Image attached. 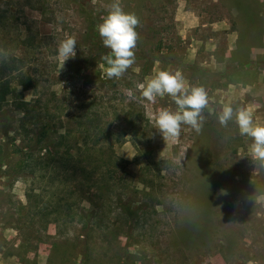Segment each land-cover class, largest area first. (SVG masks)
<instances>
[{
  "label": "rangeland",
  "instance_id": "obj_1",
  "mask_svg": "<svg viewBox=\"0 0 264 264\" xmlns=\"http://www.w3.org/2000/svg\"><path fill=\"white\" fill-rule=\"evenodd\" d=\"M117 2L138 18V38L134 63L109 78L103 58L111 49L98 26ZM67 37L76 55L65 61L58 48ZM3 57L18 58L36 80L19 90L37 107L21 115L8 106L0 116V264H264V166L235 122V110L248 108L264 125V0H2ZM159 71H179L187 86L206 90L199 131L182 123L175 138L161 133L159 112L178 106L167 94L149 101L138 88ZM226 105L234 115L225 127L218 115ZM131 108L144 115L137 127ZM96 114L126 132L114 157L128 164L106 195L83 187L91 233L71 216L57 224L36 214L27 193L47 178L31 180L21 166L32 152L52 156L47 141L36 145L39 120L64 132ZM92 155L77 158L87 171L98 161ZM203 217L205 234L193 235Z\"/></svg>",
  "mask_w": 264,
  "mask_h": 264
},
{
  "label": "trees",
  "instance_id": "obj_2",
  "mask_svg": "<svg viewBox=\"0 0 264 264\" xmlns=\"http://www.w3.org/2000/svg\"><path fill=\"white\" fill-rule=\"evenodd\" d=\"M86 18L89 23L88 35L92 37L95 30L94 19L90 15ZM18 63L19 59L16 57H3L0 60V116L5 113L8 106H13L15 111L26 115H31L37 107L35 103L27 101L23 91L19 90L20 87L24 90L34 89L37 84L33 77L21 72V65ZM130 110L129 114L137 127L139 126L137 122L141 120L140 116L144 115H134L135 108ZM96 116L95 120L90 116L81 117L83 123L76 129H67L64 132H61L59 127L51 129L47 123L40 125L43 121L39 120V124L36 125L38 134L36 145L47 141L52 156L45 159L36 157L32 152L24 158L21 166L31 180L47 178L44 187L32 189L27 193V198L34 204L36 214L50 223L57 224L62 221L64 214L67 217L71 216L72 222L85 225L84 232L91 233V219L83 212L85 209L81 208V204L85 202L82 198L83 187L89 183L91 190L97 187L106 195L109 188L124 180L121 174L123 177L126 175L128 164L124 159L114 157L116 146L126 142V132H115L105 127L102 115ZM50 132L52 137L49 136ZM81 152L87 154L92 152L94 154L92 156L98 160L90 171H87L82 161L77 159ZM213 174L219 177L221 173L214 169ZM63 180L69 181L67 186L62 185ZM219 182L214 181V187L218 186ZM67 210L69 213H66ZM203 218L201 230L198 228L193 235L205 234L203 228L207 219ZM89 235L83 234L85 243H88Z\"/></svg>",
  "mask_w": 264,
  "mask_h": 264
},
{
  "label": "clouds",
  "instance_id": "obj_3",
  "mask_svg": "<svg viewBox=\"0 0 264 264\" xmlns=\"http://www.w3.org/2000/svg\"><path fill=\"white\" fill-rule=\"evenodd\" d=\"M138 24L139 20L135 14L123 12L117 2L111 5L108 16L98 26L104 46L111 49V55L103 58L108 65L106 74L109 78H119L134 63L133 49L138 38L135 29ZM75 43L73 37L63 40L58 48L59 56L65 61L74 58ZM138 88L143 97L149 101H154L156 96L167 94L178 106L176 112L164 109L158 114L157 125L165 138L177 137L182 123L190 125L197 131L201 129L202 111L208 105V94L202 86H187L179 71L175 73L159 71L146 84H139ZM128 94L131 95V92L129 91ZM233 115L234 109L226 105L218 115V120L222 126L226 127L233 119ZM235 122L241 135H247L253 139L254 142L251 145L253 158L264 166V125L254 124L251 109L248 108L235 110Z\"/></svg>",
  "mask_w": 264,
  "mask_h": 264
}]
</instances>
